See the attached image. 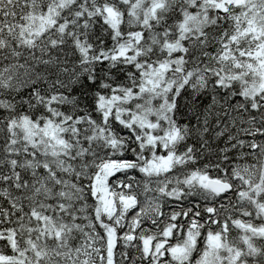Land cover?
<instances>
[{
	"label": "snow or ice",
	"instance_id": "6c2138e0",
	"mask_svg": "<svg viewBox=\"0 0 264 264\" xmlns=\"http://www.w3.org/2000/svg\"><path fill=\"white\" fill-rule=\"evenodd\" d=\"M0 264H264V0H0Z\"/></svg>",
	"mask_w": 264,
	"mask_h": 264
}]
</instances>
